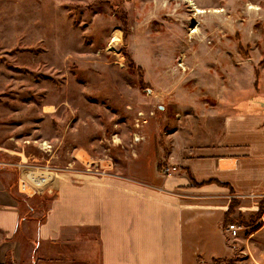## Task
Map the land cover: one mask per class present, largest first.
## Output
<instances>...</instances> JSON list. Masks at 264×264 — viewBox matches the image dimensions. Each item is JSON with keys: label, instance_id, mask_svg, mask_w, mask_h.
Returning <instances> with one entry per match:
<instances>
[{"label": "rangeland", "instance_id": "1", "mask_svg": "<svg viewBox=\"0 0 264 264\" xmlns=\"http://www.w3.org/2000/svg\"><path fill=\"white\" fill-rule=\"evenodd\" d=\"M263 99L264 0H0V169L16 170L17 187L31 174L162 170L174 147ZM36 187L18 189L27 208L40 204ZM255 195L240 197L251 211L234 216L236 205L230 224L260 214ZM254 222L234 257L197 264H264V213Z\"/></svg>", "mask_w": 264, "mask_h": 264}, {"label": "crops", "instance_id": "2", "mask_svg": "<svg viewBox=\"0 0 264 264\" xmlns=\"http://www.w3.org/2000/svg\"><path fill=\"white\" fill-rule=\"evenodd\" d=\"M236 105L221 115L219 129L200 132L198 144L169 151L165 167L177 168L170 176L150 162L108 177L86 173L49 183L51 176L31 174L43 195L27 208L19 202L16 170L0 169V264H197L234 257L239 237L226 230L228 211L236 202L242 210L234 216L245 215L251 207L240 197L264 193V99ZM261 231L253 229L250 239Z\"/></svg>", "mask_w": 264, "mask_h": 264}, {"label": "built area", "instance_id": "3", "mask_svg": "<svg viewBox=\"0 0 264 264\" xmlns=\"http://www.w3.org/2000/svg\"><path fill=\"white\" fill-rule=\"evenodd\" d=\"M176 171H177V168L175 166H166L163 169V174L166 175V176H170L173 173H175ZM26 178L29 179V177H27V175H26ZM31 183L29 181L25 180V179H21L20 182H18L19 192L22 193V194H30V192H27L28 188L31 191L35 192V190L37 189V187H36L37 185L36 184L33 185V183L32 184ZM256 197H258V195H255V194H250L248 196H245V198H253V199L256 198ZM227 230H228V232L231 233V235L233 237H236L238 235L239 231H240V227L237 226L236 224H230L228 226Z\"/></svg>", "mask_w": 264, "mask_h": 264}, {"label": "trees", "instance_id": "4", "mask_svg": "<svg viewBox=\"0 0 264 264\" xmlns=\"http://www.w3.org/2000/svg\"><path fill=\"white\" fill-rule=\"evenodd\" d=\"M237 205V203L236 202H233L232 203V205H231V207H230V209H229V211H228V217L225 219V225H230V223H229V220H228V218H229V214H231L232 213V210L234 209V207ZM263 206H264V204H262L261 205V208H260V214L256 217V218H252V220L250 221V222H248V221H245V220H241V221H237L236 223H238V224H240L241 223V225H243V226H247V227H250V226H254V224H255V222H254V220L255 219H257V218H261V215L264 213V209H263ZM263 210V211H262ZM254 219V220H253ZM232 221V220H231ZM231 224H235L233 221H232V223ZM260 227L259 226H257V228L255 229V230H258ZM216 261V260H215ZM224 262V264H229V262H230V260H223ZM231 264V263H230Z\"/></svg>", "mask_w": 264, "mask_h": 264}, {"label": "bare ground", "instance_id": "5", "mask_svg": "<svg viewBox=\"0 0 264 264\" xmlns=\"http://www.w3.org/2000/svg\"><path fill=\"white\" fill-rule=\"evenodd\" d=\"M196 14L197 15H201L202 13H203V11L201 10V9H198V8H196ZM199 26V23L197 22L196 24H194V26L192 27V29H191V36L192 37H194V36H198L199 34H198V32H199V30L197 29V28H199L198 27ZM180 66L183 68V67H185V66H183V64L181 63L180 64ZM136 141H139V138L137 137L136 138Z\"/></svg>", "mask_w": 264, "mask_h": 264}]
</instances>
